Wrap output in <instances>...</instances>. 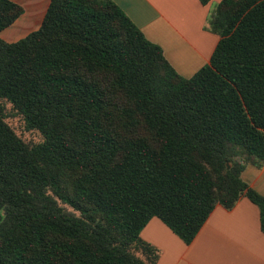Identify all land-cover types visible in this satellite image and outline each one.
Listing matches in <instances>:
<instances>
[{
    "label": "trees",
    "instance_id": "obj_1",
    "mask_svg": "<svg viewBox=\"0 0 264 264\" xmlns=\"http://www.w3.org/2000/svg\"><path fill=\"white\" fill-rule=\"evenodd\" d=\"M23 12L0 0V31ZM206 28L190 77L113 0H50L0 37V264H156L152 217L190 243L242 196L264 231L243 178L264 163V0H221Z\"/></svg>",
    "mask_w": 264,
    "mask_h": 264
},
{
    "label": "crops",
    "instance_id": "obj_2",
    "mask_svg": "<svg viewBox=\"0 0 264 264\" xmlns=\"http://www.w3.org/2000/svg\"><path fill=\"white\" fill-rule=\"evenodd\" d=\"M15 1L24 7V12L0 31V37L7 41H16L37 29L50 2ZM113 1L148 39L162 47L181 75L190 77L209 63L219 36L206 28L207 20L221 0ZM243 178L264 195V163L261 167L248 164ZM140 235L158 248L156 264H264L260 210L247 196H242L231 209L217 204L190 243L156 216L147 222Z\"/></svg>",
    "mask_w": 264,
    "mask_h": 264
},
{
    "label": "rangeland",
    "instance_id": "obj_3",
    "mask_svg": "<svg viewBox=\"0 0 264 264\" xmlns=\"http://www.w3.org/2000/svg\"><path fill=\"white\" fill-rule=\"evenodd\" d=\"M25 135L29 136V133H28V132H26V133H25ZM0 219H1V214H0Z\"/></svg>",
    "mask_w": 264,
    "mask_h": 264
},
{
    "label": "water",
    "instance_id": "obj_4",
    "mask_svg": "<svg viewBox=\"0 0 264 264\" xmlns=\"http://www.w3.org/2000/svg\"><path fill=\"white\" fill-rule=\"evenodd\" d=\"M230 166V165H229Z\"/></svg>",
    "mask_w": 264,
    "mask_h": 264
}]
</instances>
